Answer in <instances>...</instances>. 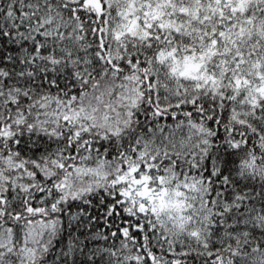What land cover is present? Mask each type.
<instances>
[{
  "label": "snow or ice",
  "instance_id": "obj_1",
  "mask_svg": "<svg viewBox=\"0 0 264 264\" xmlns=\"http://www.w3.org/2000/svg\"><path fill=\"white\" fill-rule=\"evenodd\" d=\"M0 264H264V0H0Z\"/></svg>",
  "mask_w": 264,
  "mask_h": 264
}]
</instances>
